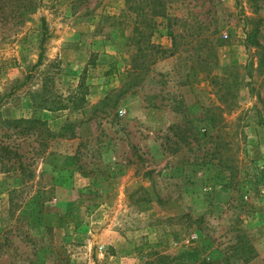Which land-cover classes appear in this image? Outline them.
Segmentation results:
<instances>
[{
	"label": "rangeland",
	"instance_id": "374dc122",
	"mask_svg": "<svg viewBox=\"0 0 264 264\" xmlns=\"http://www.w3.org/2000/svg\"><path fill=\"white\" fill-rule=\"evenodd\" d=\"M256 25L264 0H0V264H264Z\"/></svg>",
	"mask_w": 264,
	"mask_h": 264
},
{
	"label": "trees",
	"instance_id": "16d2710c",
	"mask_svg": "<svg viewBox=\"0 0 264 264\" xmlns=\"http://www.w3.org/2000/svg\"><path fill=\"white\" fill-rule=\"evenodd\" d=\"M29 10V9H28ZM24 13L25 12H27V10H24L23 11ZM44 20V19H43ZM259 33V28H258V26L256 25V26H254V27H252V29H251V31L249 30V32L247 33L249 36H250V38H251V40H252V43L256 46V47H258V48H260V50H261V54L264 56V44H260L259 43V41L257 40V34ZM38 58H37V61L35 62V64H34V66H36V65H38L40 62H41V59H42V53H41V51H38ZM262 63H264V58H261V60H260ZM261 63V64H262ZM191 86L193 87L194 85H192L191 84ZM195 88L196 87H194L193 88V90H195ZM153 255H155V257L157 258V259H159V261L160 262H162V264H165V259L167 258V255H165V254H163V253H161V252H159V253H153ZM148 261L147 262H149V263H152L153 264V262H152V259H147Z\"/></svg>",
	"mask_w": 264,
	"mask_h": 264
}]
</instances>
